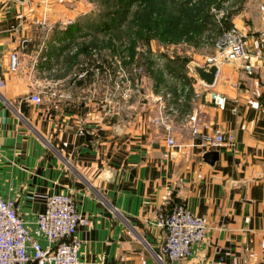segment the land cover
I'll list each match as a JSON object with an SVG mask.
<instances>
[{
  "label": "crops",
  "instance_id": "obj_1",
  "mask_svg": "<svg viewBox=\"0 0 264 264\" xmlns=\"http://www.w3.org/2000/svg\"><path fill=\"white\" fill-rule=\"evenodd\" d=\"M93 11L89 0H0V197L14 200L45 245L34 216L49 194L71 193L87 218L76 229L78 264H264V0H231L226 19L245 34L247 52H261L249 74L223 61L210 85L193 71L189 84L174 80L186 105L169 121L173 147L152 121L160 102L139 101L129 117L107 114L102 80L76 76L91 61L76 38L89 30L79 18ZM32 92L40 103L28 100ZM214 95L225 98L221 108ZM214 129L233 144L199 145L198 134ZM209 151L216 156L205 159ZM175 202L207 227L186 258L160 261L155 216Z\"/></svg>",
  "mask_w": 264,
  "mask_h": 264
},
{
  "label": "built area",
  "instance_id": "obj_2",
  "mask_svg": "<svg viewBox=\"0 0 264 264\" xmlns=\"http://www.w3.org/2000/svg\"><path fill=\"white\" fill-rule=\"evenodd\" d=\"M231 0H221L218 10L219 22L226 20L230 8ZM263 26H264V15ZM70 20H67L69 22ZM264 38V32H261ZM245 34L233 25L222 27L212 44L214 53L207 57L204 65L221 63L223 61H239L241 68L247 74L251 72V58L260 59L261 52L255 50L249 53L245 49ZM93 51L91 50L92 57ZM123 56L121 55V58ZM105 59L110 61L108 57ZM101 60V58H100ZM99 63V61H95ZM102 64L103 73L108 79L111 77V62ZM17 68V59L14 53L9 55L8 69L15 71ZM86 69L93 70V76L100 80V71L97 67L82 69L76 76H84ZM134 70V69H133ZM117 74L121 81L120 98L127 100L128 97V79L125 71L119 67ZM126 84V85H125ZM125 85V86H124ZM184 91L176 89L179 103L184 96ZM166 98L169 93H165ZM28 100L33 103L41 102L40 92H32L27 96ZM225 98L220 95H214L213 103L221 108ZM161 113L152 119L153 122L162 126L166 132L165 143L168 147L174 146V140L170 135L169 121L171 115L176 111L172 105L161 106ZM104 113L111 111L106 108ZM114 111V114H117ZM193 120V117H189ZM192 133H197L192 128ZM199 145L204 149H212L223 146L225 144L232 145L234 138L230 134H224L218 129H214L208 133L200 132L198 134ZM173 151H168L164 155H171ZM87 218L81 216L77 212L74 197L69 192H54L47 196L44 208L41 212L34 216V231L40 234L46 241L42 245L35 234L29 229L26 221L19 215L15 207V202L9 197H0V264H28L34 261L35 264H78V247L80 239L76 235L77 225L85 223ZM156 226L163 230V237L160 240L157 249L154 252L158 260L163 258L169 260H182L186 258L190 252L193 243L204 237L207 227V219L205 216L192 214L185 206L180 203H173L169 210L158 213L154 220Z\"/></svg>",
  "mask_w": 264,
  "mask_h": 264
},
{
  "label": "rangeland",
  "instance_id": "obj_3",
  "mask_svg": "<svg viewBox=\"0 0 264 264\" xmlns=\"http://www.w3.org/2000/svg\"><path fill=\"white\" fill-rule=\"evenodd\" d=\"M220 1L190 0L189 4L186 5L187 8L193 9L194 6H203L204 10L197 13L193 18L190 23L192 28L179 37L157 35L161 30V25L153 30L138 29L137 24L133 22L135 21L133 19V10H135L133 6L130 8L127 17L115 24L113 31L103 30L102 27L95 30L89 28V30L85 29L89 35L81 33L80 36L76 37L79 38L78 41L89 46L86 47V50L90 56H92L91 50H94L93 56L98 53L97 58H105L106 56L110 59V79L104 75L102 69L99 73L102 80L100 83L104 84L105 87L99 89L98 98L103 99L104 109L108 108L111 111L110 114L117 111L118 116L122 114L123 117H129L135 110L137 103L143 100L160 102L161 106L166 107L172 105L177 112L180 107L186 105L184 96L177 103L175 79L168 75L165 66L171 60L178 59V62L184 64L185 73H192L193 60H202L204 56L213 54L212 44L221 28L218 15ZM92 5L96 8L93 3ZM167 11L170 14H176L172 6L167 7ZM202 17H205L206 21H203ZM82 19L84 18L82 17ZM187 22L185 18L182 19V23ZM145 37L149 39L147 40ZM110 43L113 48L115 47L114 50L110 46L107 47ZM82 46L81 44L80 46L70 45L68 50L73 52V47H79L78 52H80ZM77 58L76 56L73 62H76ZM119 67L125 71L128 79L127 100L120 98L121 81L123 80V84L125 81L120 79L117 74ZM165 93H169L168 98L164 96Z\"/></svg>",
  "mask_w": 264,
  "mask_h": 264
},
{
  "label": "trees",
  "instance_id": "obj_4",
  "mask_svg": "<svg viewBox=\"0 0 264 264\" xmlns=\"http://www.w3.org/2000/svg\"><path fill=\"white\" fill-rule=\"evenodd\" d=\"M93 3L94 11L87 16H82L79 20H83L87 28L95 30L98 27H102L103 30L113 31L115 24H118L123 18L127 17L130 8L133 6V19L137 24L138 29H148L153 30L158 28L161 25V30L157 35L160 36H174L179 37L182 34L187 33L192 26L190 23L197 13L203 12V6H194L193 9L187 8L186 5L189 4L190 0H89ZM172 6L176 14H170L167 11V7ZM205 17H207L205 15ZM202 17L203 21H206V18ZM185 18L188 22L182 23V19ZM132 19V20H133ZM221 27H228V21L222 20ZM72 28V27H71ZM66 29V33L69 31L78 30L79 28L75 27L74 29ZM220 32V29L218 30ZM218 32V33H219ZM147 40L149 39L148 37ZM91 45V44H90ZM114 48L113 45H108L107 47ZM85 45L81 48L83 52H86ZM87 54V53H86ZM98 55V53L96 54ZM91 58L89 61L90 68L97 67L98 70L102 69V64L110 63L105 58L92 57L87 54V57ZM95 61H99L96 63ZM109 65V64H108ZM166 72L173 79H180L184 84H189V79L185 74L184 64L178 62V59L171 60L166 66ZM93 75V70L86 69V72L83 77Z\"/></svg>",
  "mask_w": 264,
  "mask_h": 264
},
{
  "label": "water",
  "instance_id": "obj_5",
  "mask_svg": "<svg viewBox=\"0 0 264 264\" xmlns=\"http://www.w3.org/2000/svg\"><path fill=\"white\" fill-rule=\"evenodd\" d=\"M216 66L214 64H209V65H194L192 66V71L193 73L206 85H210L213 81L215 72H216ZM86 137H88L87 134H85ZM216 154L213 151H209L205 153L204 157L205 159H211L215 157ZM32 263H35L32 261Z\"/></svg>",
  "mask_w": 264,
  "mask_h": 264
}]
</instances>
